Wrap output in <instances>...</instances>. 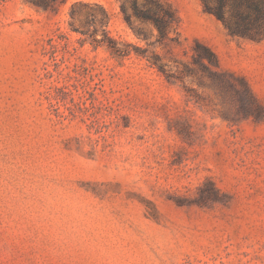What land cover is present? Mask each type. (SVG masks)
I'll use <instances>...</instances> for the list:
<instances>
[{"label":"rangeland","instance_id":"obj_1","mask_svg":"<svg viewBox=\"0 0 264 264\" xmlns=\"http://www.w3.org/2000/svg\"><path fill=\"white\" fill-rule=\"evenodd\" d=\"M44 1L0 0V264H264V116L193 60L264 108V38L201 0H159L161 41L145 0Z\"/></svg>","mask_w":264,"mask_h":264},{"label":"trees","instance_id":"obj_2","mask_svg":"<svg viewBox=\"0 0 264 264\" xmlns=\"http://www.w3.org/2000/svg\"><path fill=\"white\" fill-rule=\"evenodd\" d=\"M56 1L45 0L42 6L47 8ZM201 2L204 10L214 15L230 35L256 40L264 38V0H201ZM145 3L147 4L145 8H138L136 2L133 1L134 13L138 18L148 20L154 25L157 30L156 41H161L168 37L171 30L176 29L178 17L169 5L159 0H145ZM121 8L125 20L129 21L124 3L121 4ZM73 12L74 10L72 14ZM110 46L113 47V45ZM194 51V62L204 68L205 75L212 85L220 91L230 88L236 92L240 112L245 115L254 114L256 117L264 116L263 106L255 98L243 76L222 69L216 53L202 41H195ZM151 62L160 71L165 72L163 65L159 63L158 56L151 57ZM166 75L170 76L167 73ZM237 81L243 87V94L240 93Z\"/></svg>","mask_w":264,"mask_h":264}]
</instances>
